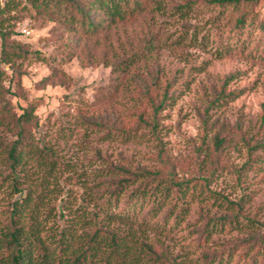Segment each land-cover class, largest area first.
I'll list each match as a JSON object with an SVG mask.
<instances>
[{
	"label": "rangeland",
	"instance_id": "374dc122",
	"mask_svg": "<svg viewBox=\"0 0 264 264\" xmlns=\"http://www.w3.org/2000/svg\"><path fill=\"white\" fill-rule=\"evenodd\" d=\"M158 1L162 7L154 4L115 25L106 40L109 51L93 50V64L79 57L58 60L67 82L44 86L40 81L60 55L66 34L25 5L11 22L12 38L30 54L14 66L4 65L6 84L21 94L13 97L18 112L20 106L36 107L37 135L65 162L63 172H54L60 177L49 178V206L83 203L86 192L89 205H95L93 194L102 193L101 181L111 179L100 178L96 170L110 164L133 172L160 171L161 185H181L145 223L148 210L164 199L148 195L142 211L132 209V227L153 242L160 239L164 250L189 264L199 259L209 220L216 222L210 251L263 231L264 0L239 5ZM243 14L248 21L238 37L237 19ZM138 50L134 64L126 59ZM147 95L164 100L157 114ZM157 181L149 182V193ZM9 201L0 190V209ZM236 202L239 207L231 204ZM181 208L184 218L178 221L174 215Z\"/></svg>",
	"mask_w": 264,
	"mask_h": 264
},
{
	"label": "trees",
	"instance_id": "16d2710c",
	"mask_svg": "<svg viewBox=\"0 0 264 264\" xmlns=\"http://www.w3.org/2000/svg\"><path fill=\"white\" fill-rule=\"evenodd\" d=\"M242 1L257 0H208L221 5H239ZM23 2L26 3L22 5ZM154 4L155 7L161 6L158 0H9L0 4V190L5 189L10 198L7 207L0 209V264H188L185 259L180 261L177 255L164 250L160 239L153 242L147 233L139 235L132 227L135 221L132 209L142 211L148 195L158 200L157 195L163 194L164 199L148 210L143 218L145 223L159 214L172 188L178 189L181 185L173 182V187H164L159 180L160 171L133 172L110 164L96 170L100 178L111 179L101 181L104 188L102 193L93 194L96 195L93 197L95 205H89L86 192L82 194L83 203L76 200L75 205L62 203L61 208L56 209L49 206L46 203V188L51 183L49 178L56 175V170L63 172L65 162L37 135L36 107L20 106L21 112H18L13 97L21 94L12 88L11 82L6 84L8 74L4 65L14 66L17 59H27L30 54L12 38L14 23L11 22L17 17L16 12L26 8L25 5L33 8L38 16L55 22L60 32L66 34L60 55L52 59L54 65L40 81L44 86L67 82L58 60L65 63L79 57L93 64V50L103 46L109 51L106 40L115 25L137 18ZM190 4L188 2L185 6ZM182 7L184 5L179 9ZM247 21L246 14L237 19L241 30L238 37L242 36ZM260 26L264 29V21ZM137 52L139 50L131 51L126 59L133 60L134 64ZM147 96L157 114L163 108L164 100ZM222 141L217 138V144ZM34 172L36 182L32 177ZM59 177L56 175L55 178ZM141 179L144 181L138 183ZM151 181L157 183L154 191L149 193ZM17 194L19 197L14 198ZM103 196L104 202H98ZM231 204L239 207L237 202ZM184 212L181 208L174 215L176 220L183 219ZM165 216L167 222L169 215ZM52 218L54 221L50 223ZM210 223L212 227H209ZM214 228L216 222L209 220L205 223V239L200 243L199 259L189 264L264 263V226L256 235L210 251L207 243ZM156 245H160L159 248ZM244 246L245 255H238Z\"/></svg>",
	"mask_w": 264,
	"mask_h": 264
},
{
	"label": "built area",
	"instance_id": "2783aa9c",
	"mask_svg": "<svg viewBox=\"0 0 264 264\" xmlns=\"http://www.w3.org/2000/svg\"><path fill=\"white\" fill-rule=\"evenodd\" d=\"M5 1H9V0H3V3H4ZM24 31H26V30H24Z\"/></svg>",
	"mask_w": 264,
	"mask_h": 264
},
{
	"label": "clouds",
	"instance_id": "9594fccd",
	"mask_svg": "<svg viewBox=\"0 0 264 264\" xmlns=\"http://www.w3.org/2000/svg\"><path fill=\"white\" fill-rule=\"evenodd\" d=\"M3 3V0H0V4H2Z\"/></svg>",
	"mask_w": 264,
	"mask_h": 264
}]
</instances>
